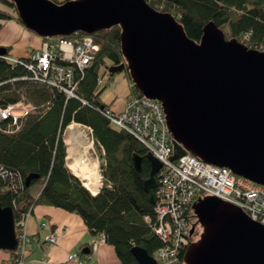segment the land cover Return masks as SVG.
Instances as JSON below:
<instances>
[{
    "label": "water",
    "instance_id": "water-1",
    "mask_svg": "<svg viewBox=\"0 0 264 264\" xmlns=\"http://www.w3.org/2000/svg\"><path fill=\"white\" fill-rule=\"evenodd\" d=\"M9 1L24 27L43 39L92 36L120 27L125 64L108 72L127 69L139 94L161 103L174 147L172 161L189 153L264 187L263 51L226 39L213 22L198 43L172 14L146 0ZM0 55L7 50L0 48ZM145 160L150 174L144 189L155 205L162 164L151 154H135L138 172ZM36 179L29 176L26 186ZM193 210L203 233L188 247L185 264H264V226L242 209L208 196ZM17 246L14 212L1 205L0 196V250L13 252ZM132 254L138 264H158L141 247Z\"/></svg>",
    "mask_w": 264,
    "mask_h": 264
},
{
    "label": "trees",
    "instance_id": "trees-1",
    "mask_svg": "<svg viewBox=\"0 0 264 264\" xmlns=\"http://www.w3.org/2000/svg\"><path fill=\"white\" fill-rule=\"evenodd\" d=\"M51 1L63 4L73 0ZM146 1L152 8L172 14L187 36L198 43L203 29L213 22L226 39H236L250 49L264 52V0ZM15 19L21 21L15 4L0 0V30L4 22ZM85 36L75 34L60 39L75 42ZM92 37L100 45V51L84 77L79 79L76 92L79 99H68L66 94L45 85L23 81L22 78L31 74L27 68L0 58V106L5 108L25 98L26 103L35 108L33 113L19 119L22 124L19 132H0V166L20 174L24 182L31 175L38 176L29 186L25 184V192L18 201L23 212L34 206V215L35 208L40 205L76 213L93 236H106V243L115 249L121 264H138L132 254L134 247H141L154 256L162 246L161 240L145 222V217L154 219V205L144 189V180L150 174L149 162L144 161L142 172H138L133 164L135 154L145 157L148 152L101 113L102 106H109V103L101 99L99 78L109 69L125 64L121 28L113 27ZM5 49L10 56V49ZM124 72L129 76L127 69ZM131 88L133 93H139L134 86ZM73 123L93 129L94 144L104 159L103 187L96 196L83 186L67 165L65 134ZM13 124L12 119L2 121L0 128L16 129ZM170 143L173 146L172 138ZM39 183L43 187L36 197H32L30 190ZM0 196L1 205L12 208V193H1ZM18 218V213L14 212L15 222ZM16 234L20 240V228L16 227ZM8 253L12 257L8 264H16L17 250Z\"/></svg>",
    "mask_w": 264,
    "mask_h": 264
},
{
    "label": "built area",
    "instance_id": "built-area-1",
    "mask_svg": "<svg viewBox=\"0 0 264 264\" xmlns=\"http://www.w3.org/2000/svg\"><path fill=\"white\" fill-rule=\"evenodd\" d=\"M60 38H44L40 47L28 48L22 57L0 55V58L27 68L31 74L22 78L23 81L45 85L66 94L68 99H79L76 93L79 79L92 66L100 51V45L90 35L75 42ZM99 84H104L103 77L99 78ZM34 109L31 104L26 103L25 98L5 108L0 106V122L12 118L13 126L16 127H8L7 130L0 128V132H17L20 129L18 119L25 118ZM101 113L114 127L131 135L148 154L162 164L155 190L154 219L145 217V222L162 242L154 255L158 264H184L185 253L192 239L191 232L195 227L197 229L198 224L193 206L201 198L217 197L239 207L250 219L264 226L263 186L238 177L226 168L203 162L189 153L177 161H172L174 148L170 143L171 134L160 102L133 93L126 99L113 100L109 106L103 105ZM68 129L71 134L75 130L87 132L94 144L91 127L73 123ZM88 140L90 141L89 138ZM6 192L14 196L12 210L18 213L16 227L22 231L17 246L16 264H25L30 242L28 225L33 217L34 206L27 212L22 211L18 201L25 192V182L20 174L0 166V194ZM41 227L47 229L49 225L43 223ZM59 239V235L54 233L45 237L50 246H56ZM105 243L106 236H98L91 252H96ZM90 259V255L82 256L79 252L68 256L69 261L77 264H89Z\"/></svg>",
    "mask_w": 264,
    "mask_h": 264
},
{
    "label": "crops",
    "instance_id": "crops-1",
    "mask_svg": "<svg viewBox=\"0 0 264 264\" xmlns=\"http://www.w3.org/2000/svg\"><path fill=\"white\" fill-rule=\"evenodd\" d=\"M42 187V183L34 185L30 190L32 197H36ZM43 223H48L49 228L43 229ZM50 233L60 237L56 246H50L45 241ZM28 234L30 242L25 264H77L69 261L68 256L90 249L97 239L78 214L40 205L35 208V214L29 222ZM5 253L0 252V264H7L6 260L12 258L8 252ZM89 264H121V261L114 248L105 243L92 253Z\"/></svg>",
    "mask_w": 264,
    "mask_h": 264
},
{
    "label": "rangeland",
    "instance_id": "rangeland-1",
    "mask_svg": "<svg viewBox=\"0 0 264 264\" xmlns=\"http://www.w3.org/2000/svg\"><path fill=\"white\" fill-rule=\"evenodd\" d=\"M42 40L43 38L39 37L30 30L26 29L22 24V22L17 19L4 22L0 30V47L9 48L10 55L15 56L14 58L22 57L25 54L26 49L28 48H38ZM103 79H104V84L99 87V92L100 91L102 92L101 99L104 103H111L115 99H125L133 95V91L131 88L132 81L130 79V76H128L126 72H122L114 76H111L109 72L103 73ZM85 134H87V132ZM70 135H71V130L67 129V132L65 134V141ZM87 136L92 144L91 135L87 134ZM68 149L69 147L67 145V165L68 168L70 169L69 165H71L72 161L68 158ZM89 157L91 158V160H96V162L98 163V172H99V179L101 184L100 190H101L104 181V177L102 173V165L104 164V159L101 157V154L96 148L95 144H92ZM81 183L93 196L95 195L91 190H89V188L82 181ZM0 252L6 254L5 251L2 250H0ZM8 261L10 260H6L7 264Z\"/></svg>",
    "mask_w": 264,
    "mask_h": 264
},
{
    "label": "bare ground",
    "instance_id": "bare-ground-1",
    "mask_svg": "<svg viewBox=\"0 0 264 264\" xmlns=\"http://www.w3.org/2000/svg\"><path fill=\"white\" fill-rule=\"evenodd\" d=\"M18 125H20V129L17 132H19L22 128L21 123L18 122ZM65 142L69 147L68 158L72 161L71 165H69L70 169L73 171L75 176L89 188V190L98 194L101 187L98 163L96 160H91L89 157L92 144L88 140L87 135L81 131H73Z\"/></svg>",
    "mask_w": 264,
    "mask_h": 264
},
{
    "label": "flooded vegetation",
    "instance_id": "flooded-vegetation-1",
    "mask_svg": "<svg viewBox=\"0 0 264 264\" xmlns=\"http://www.w3.org/2000/svg\"><path fill=\"white\" fill-rule=\"evenodd\" d=\"M202 233H203V229L201 227H198L196 231V235H194L191 239V244L197 242L201 238Z\"/></svg>",
    "mask_w": 264,
    "mask_h": 264
}]
</instances>
